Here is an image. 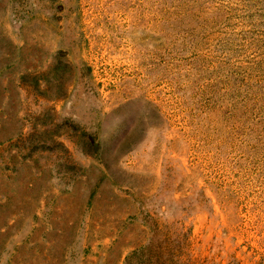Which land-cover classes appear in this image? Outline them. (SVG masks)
<instances>
[{"label":"rangeland","instance_id":"rangeland-1","mask_svg":"<svg viewBox=\"0 0 264 264\" xmlns=\"http://www.w3.org/2000/svg\"><path fill=\"white\" fill-rule=\"evenodd\" d=\"M0 264H264V0H0Z\"/></svg>","mask_w":264,"mask_h":264}]
</instances>
